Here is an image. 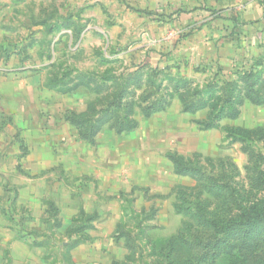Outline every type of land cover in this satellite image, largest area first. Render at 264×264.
Returning <instances> with one entry per match:
<instances>
[{"label":"rangeland","instance_id":"374dc122","mask_svg":"<svg viewBox=\"0 0 264 264\" xmlns=\"http://www.w3.org/2000/svg\"><path fill=\"white\" fill-rule=\"evenodd\" d=\"M211 6L0 0V73L24 99L0 144L34 145L0 165V264H264V74L199 54L230 27Z\"/></svg>","mask_w":264,"mask_h":264},{"label":"crops","instance_id":"0c3cea01","mask_svg":"<svg viewBox=\"0 0 264 264\" xmlns=\"http://www.w3.org/2000/svg\"><path fill=\"white\" fill-rule=\"evenodd\" d=\"M206 1L208 5H213L211 7L215 8L213 11L217 18L214 20V26L216 25L217 19H220L224 20V22H228L230 27L227 28V25L225 28V30L228 29L227 31L216 28L217 30L215 31L217 32H213V39L206 42V51H199V54H206L208 58H212L213 62L218 64L217 70L221 69V72L227 75V79L236 76L242 77L245 75L246 71L249 73L252 72V74L253 72L264 74V0H205V2ZM195 47L196 44H189V48ZM193 52H195V50ZM214 70H216V68H214ZM0 75L5 76L4 78L0 76V142L4 143V132L5 128L8 127L7 117L9 113L10 115L14 113L15 118L18 114V111H13V109L9 110L7 108V102H17L20 100L22 107L24 99L22 93H18L13 87H11V91H9V86L15 84V82L12 83L11 80L8 81V77L3 75V73H0ZM246 95L247 100L245 103H241L243 107L251 100L250 93ZM243 97L244 93L241 91L240 99L242 101H244ZM251 104L253 106H261L258 104ZM242 106L234 114V116H238L237 118L242 116ZM22 109L23 108H21V110ZM21 110L20 112H22ZM33 132L38 133V130H34ZM33 146L34 145L27 149L26 145L21 143L18 147L19 153H16L14 156V154H9L7 149H3V144H0V165H7L8 163L14 164L15 161L18 162L20 158L25 156V152L27 153L28 150L29 153L30 151L33 152ZM169 154L178 153L170 151ZM170 160L169 162L174 174L178 175L179 173L176 172L174 162L171 158ZM119 194L121 195V192ZM116 211V216H119V212ZM118 221L119 218L115 217V228L119 226H117Z\"/></svg>","mask_w":264,"mask_h":264},{"label":"trees","instance_id":"16d2710c","mask_svg":"<svg viewBox=\"0 0 264 264\" xmlns=\"http://www.w3.org/2000/svg\"><path fill=\"white\" fill-rule=\"evenodd\" d=\"M143 13H145L146 16H148V15L154 16L155 19H157L158 21H165L168 17H172V14H168V8H164L162 10H157V11L145 10ZM203 13H205V11L201 10L196 15H194L195 17L193 19L191 18L192 21L190 20L189 22H187V24H186L187 28H188V26L190 27L191 25L195 24V22L197 23V21H199L200 19L206 18V16ZM248 74L250 75V74H252V72L249 73L248 71H246L245 75H248ZM221 75L224 76L225 78L227 77V75L223 72L221 73ZM198 108L199 107H195L196 110ZM185 111H190V107L187 106L185 108ZM215 121L216 120H212L211 122H209L207 124V128H212V127L216 126ZM170 158L172 159V161L175 164L177 173H179V174H186L187 173V168H186L185 164L183 163L182 158L178 154H171Z\"/></svg>","mask_w":264,"mask_h":264}]
</instances>
